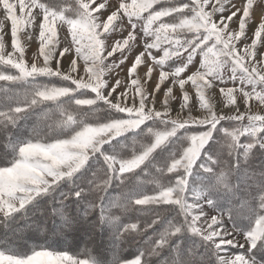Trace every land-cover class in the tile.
Returning <instances> with one entry per match:
<instances>
[{
	"label": "snow or ice",
	"instance_id": "snow-or-ice-1",
	"mask_svg": "<svg viewBox=\"0 0 264 264\" xmlns=\"http://www.w3.org/2000/svg\"><path fill=\"white\" fill-rule=\"evenodd\" d=\"M0 10V264H264V0Z\"/></svg>",
	"mask_w": 264,
	"mask_h": 264
},
{
	"label": "rangeland",
	"instance_id": "rangeland-1",
	"mask_svg": "<svg viewBox=\"0 0 264 264\" xmlns=\"http://www.w3.org/2000/svg\"><path fill=\"white\" fill-rule=\"evenodd\" d=\"M235 2L239 6L241 3H243V0H235ZM257 12L259 13V9L256 10V13ZM2 16H3V11L0 10V17H2ZM256 19L258 21L257 17H256ZM232 27H235V25H232ZM254 27H255V24H252L251 28H254ZM251 28L249 30V35H251ZM4 31L5 32L9 31V27H8L7 23H6ZM124 34L126 35L127 33L125 32ZM5 40L10 45V35L6 36ZM37 48H38V43H37L36 39L33 38V40L31 41L30 47L28 48L27 53H26V57L30 62L32 59V55L37 50ZM9 50H10V48H9ZM140 50L141 49H139V48L136 49L129 56L128 63H126L123 66L124 71L120 72L121 78H126L127 67L131 63L132 56H134L136 54V52H138ZM138 71H139L140 75L142 76L143 72H144V68L141 67ZM150 88H151V84L149 85V89ZM188 90L190 93L193 91V89L191 87H189ZM121 91H122V89H121ZM177 94H179V93L177 92ZM158 100H159V97H158ZM217 101H219V93H217ZM193 104H195V100L193 101ZM159 107H160V104L157 103V108H159ZM217 107L219 110V107H220L219 103H218ZM172 108H173V115H175L176 110H177V103L176 102L172 103ZM262 108H264V106H260V105H258L257 102L253 101V111H259ZM241 110H243V105H241ZM193 114L198 115L199 113L194 111ZM33 219L35 221L40 222L41 224H43L44 220L47 219V224H46L47 230L37 231L35 227L29 229L27 227H24L25 222L23 220H21L19 222V225H13L12 226L14 229H17L19 234L13 235L12 233H9V236H11L10 242H15L17 248L21 251L30 249V248L35 247L37 245H49V246H52V247L57 248V249H68V250H71L74 252H78V251L82 252L85 247H88V248L94 247V245L87 243V241L82 237L74 236V235L65 236L64 234H62L58 231L54 232L52 229V226L49 225L50 222H52L51 217L35 216V217H33ZM29 223H31V221H29ZM57 223H59V221H57ZM51 232L56 234L57 237L55 239L48 240L47 236Z\"/></svg>",
	"mask_w": 264,
	"mask_h": 264
},
{
	"label": "trees",
	"instance_id": "trees-1",
	"mask_svg": "<svg viewBox=\"0 0 264 264\" xmlns=\"http://www.w3.org/2000/svg\"><path fill=\"white\" fill-rule=\"evenodd\" d=\"M145 178H147V177H145ZM50 226H52V222H50V224H49ZM3 235V232H2V230H0V236H2ZM48 238V240H52V239H55L57 236H56V234H54V233H50V234H48V236H47Z\"/></svg>",
	"mask_w": 264,
	"mask_h": 264
},
{
	"label": "bare ground",
	"instance_id": "bare-ground-1",
	"mask_svg": "<svg viewBox=\"0 0 264 264\" xmlns=\"http://www.w3.org/2000/svg\"><path fill=\"white\" fill-rule=\"evenodd\" d=\"M256 17L259 19V13L257 12Z\"/></svg>",
	"mask_w": 264,
	"mask_h": 264
}]
</instances>
